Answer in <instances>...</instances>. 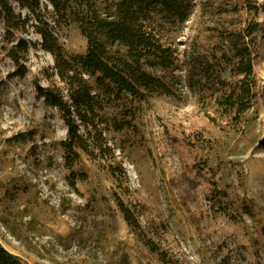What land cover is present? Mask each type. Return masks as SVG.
Here are the masks:
<instances>
[{"label": "rangeland", "instance_id": "1", "mask_svg": "<svg viewBox=\"0 0 264 264\" xmlns=\"http://www.w3.org/2000/svg\"><path fill=\"white\" fill-rule=\"evenodd\" d=\"M93 1L104 8L115 0ZM235 2L195 0L183 24L150 21L174 61L165 70L144 69L160 77L170 94L107 99L95 110L94 126L75 122L80 139L69 137L57 110L36 97L35 83L61 86L40 35L34 28L23 35L30 42L27 72L14 77L0 25V244L5 249L23 264H264V43L257 37L252 57L256 104L235 129L186 87L181 64L185 55L218 41L214 29L243 25L242 11L220 14ZM40 3L49 19L52 8ZM49 25L67 56L85 53L77 23ZM112 51L125 53L120 47ZM211 181L227 185L230 195L222 208L228 215L208 202ZM114 194L134 212L167 263L126 225ZM240 203L253 213H235Z\"/></svg>", "mask_w": 264, "mask_h": 264}, {"label": "trees", "instance_id": "2", "mask_svg": "<svg viewBox=\"0 0 264 264\" xmlns=\"http://www.w3.org/2000/svg\"><path fill=\"white\" fill-rule=\"evenodd\" d=\"M45 1L52 8L49 19L44 15L40 0H0L2 49L14 67L12 76L22 78L27 72L30 49V42L23 35L29 28L40 35V46L53 56L55 74H52L61 86L54 84L44 88L35 83L36 97L57 110L69 137L80 139L76 121L84 127L94 126L95 110H102L103 101L107 99L129 96L143 100L156 92L170 94L160 77L144 69L146 65L165 70L174 61L170 48L164 47L151 31L150 21L170 26L183 24L195 0H115L104 8H98L93 0ZM237 1L233 8L221 10L220 14L242 11L246 15L243 25L214 29L218 41L210 49H200L195 56L191 52L181 60L186 87L199 99L211 103L219 119H224L232 129L245 121V114L256 104L258 85L252 57L258 48L257 37L264 43V17L260 18L262 13L264 15V0L260 3ZM17 8L27 13L22 15ZM61 21L78 24L86 40L84 54L67 56L58 44L49 24ZM113 47L123 48L125 53L120 55L119 51H112ZM64 145L71 148L70 144ZM210 191L208 202L218 205L219 213L228 215L227 209L222 208V201L228 202L230 195L227 185L217 187L216 182L211 181ZM113 197L136 238L151 253L157 254L161 262L167 263L166 254L145 236L134 212L116 194ZM235 213L251 215L253 211L240 203ZM0 264L23 263L0 244Z\"/></svg>", "mask_w": 264, "mask_h": 264}]
</instances>
